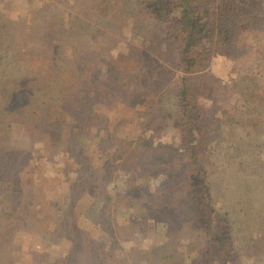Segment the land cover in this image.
<instances>
[{
	"label": "rangeland",
	"instance_id": "1",
	"mask_svg": "<svg viewBox=\"0 0 264 264\" xmlns=\"http://www.w3.org/2000/svg\"><path fill=\"white\" fill-rule=\"evenodd\" d=\"M82 1L0 0V264H264V56L212 61L191 159L177 46Z\"/></svg>",
	"mask_w": 264,
	"mask_h": 264
},
{
	"label": "trees",
	"instance_id": "2",
	"mask_svg": "<svg viewBox=\"0 0 264 264\" xmlns=\"http://www.w3.org/2000/svg\"><path fill=\"white\" fill-rule=\"evenodd\" d=\"M122 2L126 0H83L81 3L87 6L86 10L97 14L96 18H106ZM139 10L141 16L152 20L150 26L157 30L158 36L147 40L148 43L156 47L155 42H161L165 36L167 42L177 46L180 77L176 96L179 122L176 127L184 130L183 135L190 145V158L195 159L204 154L210 142V136L205 133L209 123L204 114L213 108L216 110L221 101L206 71L218 56L231 58L252 53L253 56H264V0H144ZM159 25L164 28L161 35L157 29ZM137 83L143 89L148 86L144 78ZM144 92L141 90L139 95ZM206 100L213 101L208 109ZM231 119L228 123L233 121ZM217 124L214 132L220 128L219 121ZM202 185L201 191L209 189L206 183ZM198 192L197 199L201 197ZM209 223L204 227L209 242L220 243L222 248L227 246L223 240L226 225L215 223L216 226H210ZM220 253L228 258L230 251L221 250Z\"/></svg>",
	"mask_w": 264,
	"mask_h": 264
}]
</instances>
